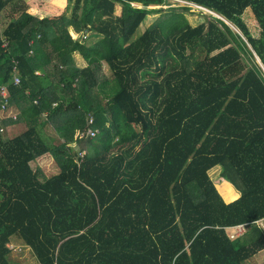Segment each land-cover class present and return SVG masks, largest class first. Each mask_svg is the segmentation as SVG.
I'll return each instance as SVG.
<instances>
[{
  "label": "trees",
  "instance_id": "16d2710c",
  "mask_svg": "<svg viewBox=\"0 0 264 264\" xmlns=\"http://www.w3.org/2000/svg\"><path fill=\"white\" fill-rule=\"evenodd\" d=\"M165 1L0 0L20 12L0 32V85L18 111L0 117V264L12 238L38 264H243L264 250L254 224L226 232L264 216V0H184L224 20L196 26L187 6L148 8ZM152 11L164 12L133 37ZM90 115L98 132L80 137ZM15 122L24 130L3 134ZM43 155L57 173L33 169Z\"/></svg>",
  "mask_w": 264,
  "mask_h": 264
},
{
  "label": "rangeland",
  "instance_id": "374dc122",
  "mask_svg": "<svg viewBox=\"0 0 264 264\" xmlns=\"http://www.w3.org/2000/svg\"><path fill=\"white\" fill-rule=\"evenodd\" d=\"M135 5L139 6V4H135ZM181 6H187L188 7V11L184 12V16L191 26L198 25L199 23L210 18V16L214 17V14H212V13L210 14V13H207L203 10H198L196 7H194L192 5L189 6V3L184 1V0H180V1L166 0L165 2H163L161 4L149 5L148 8L163 10V9H167L168 7H181ZM4 11H6L5 12L6 14L4 13ZM4 11H2L0 13V23H4V24L7 23V19L10 16H13L16 18L20 14V12L12 13L11 7H8ZM120 12H121L120 4H116L115 9H114V15L115 16L119 15ZM163 12L164 11H152V12L148 13L145 16L143 22L137 28L133 37L140 35L160 15H162ZM66 15H69V12H67ZM217 16H219V15L218 14L215 15V17H217ZM2 21H4V22H2ZM228 24L232 28H234L230 23H228ZM0 26H1L0 29H2V28H4L5 25H3V26L0 25ZM234 30L237 31L236 28H234ZM70 33L74 39L77 37H80L82 39V41H87V42L90 40V38H92V39L96 38L95 36L89 35L86 32H79L76 34L70 30ZM88 36H90V37H88ZM71 59H72V62L74 63V65L79 69L84 68L87 65L86 61L84 59H82L81 56L76 52H73L71 54ZM100 67H101L100 73L102 75H104V76L109 75V73L107 72L106 66L102 62H101ZM9 111H10L9 113H6L4 115L1 114V115H3L4 117H7V119L11 118L13 121L17 120L18 119V111L14 110L12 107L10 108ZM12 114L16 115L15 119L12 118ZM42 115H44V113ZM3 128H4L2 131L3 134H5L8 137H11V136H15V135L21 133L24 130L25 126L22 123L18 124L15 122V124L14 123L8 124V125H6V127H3ZM41 135H42V137L47 138L48 140H49V138H52V144L53 145L60 144L62 141L58 137V135L54 132L52 127L50 125H47V124L42 127ZM90 137H93V136H90ZM71 146H73V148H74L73 150H75V151H78L82 147L80 149L82 151H80L76 154L77 157L85 154L86 149H85L84 144L80 143L79 145H71ZM32 167H33V169H39L40 172L45 177H48V176L53 175V174L58 172V167L50 155H43V156L35 159V162L32 164ZM221 171H222V168L215 167L209 171V175H210L211 179L216 183L217 187L220 188V192L222 194L225 193L224 191H228L230 196L234 195L233 198L229 199V200L224 198L227 201H231V200L235 199V197H237L238 190L234 187V185L231 182H229L226 178H224L222 176ZM225 194H227V193H225ZM244 230H245V227H244ZM244 230H243V232H244ZM8 247L11 249V254H10L9 258H10L12 264H38L37 260L35 259V257L33 256L32 252H31V250H29L26 246H24V244L22 242H20L19 240L12 238ZM261 263L264 264V250L256 253L254 256H252L251 258L246 260L243 264H261Z\"/></svg>",
  "mask_w": 264,
  "mask_h": 264
},
{
  "label": "built area",
  "instance_id": "2783aa9c",
  "mask_svg": "<svg viewBox=\"0 0 264 264\" xmlns=\"http://www.w3.org/2000/svg\"><path fill=\"white\" fill-rule=\"evenodd\" d=\"M180 1V0H177ZM14 71L15 73L12 76V80L14 84H18L20 79L19 76L16 74V68L14 67ZM9 92L7 89V86L4 85H0V117L3 118L4 114L9 113V109H8V104H9ZM35 102V101H34ZM3 114V115H1ZM12 118L15 119L16 115L12 114ZM94 122V117L92 115H90L87 118V128L84 131H81L79 133L80 137H90V136H95V134L98 132L97 129L93 128L90 126V124H92ZM2 130V128L0 129ZM82 156V155H81ZM80 157V156H79ZM248 224H254L257 227L261 228L264 230V216L253 220L251 222H247V223H240L237 225H233L229 227V232H228V236L230 239H235L239 236V234H241L244 230V227L246 228V226H248Z\"/></svg>",
  "mask_w": 264,
  "mask_h": 264
},
{
  "label": "bare ground",
  "instance_id": "6f19581e",
  "mask_svg": "<svg viewBox=\"0 0 264 264\" xmlns=\"http://www.w3.org/2000/svg\"><path fill=\"white\" fill-rule=\"evenodd\" d=\"M193 6L196 7L198 10H203V11H205V12H207V13H210V14L212 13V14H214V16L217 15L215 12H212L211 10H209V9H207V8H205V7L198 6V5H196V4H193Z\"/></svg>",
  "mask_w": 264,
  "mask_h": 264
},
{
  "label": "crops",
  "instance_id": "0c3cea01",
  "mask_svg": "<svg viewBox=\"0 0 264 264\" xmlns=\"http://www.w3.org/2000/svg\"><path fill=\"white\" fill-rule=\"evenodd\" d=\"M6 9H7V8H6ZM5 12H6V11H4V13H5ZM4 13H3V14H4ZM5 14H6V13H5ZM12 17H13V16H10V17L7 19V23H6V24H4V23H0V25H2V26L5 25V26H4V28H5L6 25L9 23V21H10V19H11ZM6 18H7V17H6ZM2 22H4V21H2ZM0 27H1V26H0ZM4 28H2V29H0V30L2 31ZM1 31H0V32H1ZM236 193H237V192H236ZM237 195H238V194H237ZM20 242H21V241H20ZM24 246H25V245H24ZM26 247H27V246H26ZM27 248L29 249V247H27ZM29 250H30V249H29Z\"/></svg>",
  "mask_w": 264,
  "mask_h": 264
},
{
  "label": "water",
  "instance_id": "95a60500",
  "mask_svg": "<svg viewBox=\"0 0 264 264\" xmlns=\"http://www.w3.org/2000/svg\"><path fill=\"white\" fill-rule=\"evenodd\" d=\"M217 17H219L220 19H222L223 20V18H221L220 16H217ZM224 21V20H223ZM227 24H228V22L227 21H225ZM229 25V24H228ZM255 59H256V62H257V64L259 63L258 62V60H257V58L255 57ZM261 67V66H260ZM262 68V67H261ZM263 73H264V71H263Z\"/></svg>",
  "mask_w": 264,
  "mask_h": 264
},
{
  "label": "clouds",
  "instance_id": "9594fccd",
  "mask_svg": "<svg viewBox=\"0 0 264 264\" xmlns=\"http://www.w3.org/2000/svg\"><path fill=\"white\" fill-rule=\"evenodd\" d=\"M226 232H227V234H228V232H229V228L226 230ZM229 237V236H228Z\"/></svg>",
  "mask_w": 264,
  "mask_h": 264
}]
</instances>
